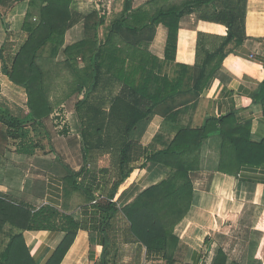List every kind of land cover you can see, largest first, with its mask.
<instances>
[{
  "label": "crops",
  "instance_id": "0c3cea01",
  "mask_svg": "<svg viewBox=\"0 0 264 264\" xmlns=\"http://www.w3.org/2000/svg\"><path fill=\"white\" fill-rule=\"evenodd\" d=\"M104 1L107 5L108 0ZM8 2L4 10L0 7V106L23 118L29 112L26 93L9 79L6 68L12 67L21 48L18 46L26 39L23 21L29 11V0ZM84 14L78 10L82 20ZM179 26L174 61L164 65V71L171 76L176 64H196L199 32L227 34L226 26L203 21L197 13L183 17ZM246 35L242 46L223 60L217 56L210 64L199 96L190 92L180 94L158 105L148 118L139 122L130 138L139 143L136 149L140 154L129 153V161L124 164L125 178L119 149L104 154L97 151L93 159L85 160L77 132L80 124L74 111L77 98L83 94H76L73 106L66 104L69 99L63 101L60 108L43 120V126L35 123L26 126L32 128V154L18 152V142L8 136L7 126L0 122V192L35 208L50 206L81 224L61 264H100L105 255L112 260L109 264H167L163 251L149 252L146 246L133 241L130 222L122 212L107 220L98 204L110 200L121 210L146 189L168 178L171 169L147 157L163 150L181 126L195 129L202 127L207 117L234 114L239 123L250 125L253 141L263 140L264 107L258 91L264 82V0L247 1ZM167 36V28L159 24L148 46L160 60L165 59ZM82 40L81 37L78 41ZM119 89V85L110 86L108 92L99 89L93 99L97 97L102 110L109 111ZM182 107L185 110L176 120L167 119L171 111ZM60 115L63 125L60 127L69 131L62 132V139H50L48 125L57 123ZM38 130L46 140H37ZM75 137L76 144L69 140ZM222 142L219 133L206 138L200 150V169L190 172L193 197L189 212L174 229L179 241L175 264H264V164H242L233 173L222 172ZM143 164L144 167H139ZM114 192L116 197L109 198ZM23 234L38 264L46 262L64 237V232L51 229L25 230ZM6 242L7 238L0 234L2 249Z\"/></svg>",
  "mask_w": 264,
  "mask_h": 264
},
{
  "label": "trees",
  "instance_id": "16d2710c",
  "mask_svg": "<svg viewBox=\"0 0 264 264\" xmlns=\"http://www.w3.org/2000/svg\"><path fill=\"white\" fill-rule=\"evenodd\" d=\"M247 1L150 0L149 3L156 5L155 11L151 12L146 6L148 3L135 7L134 0H124L123 17L111 25L106 24V16H101L96 8H92L83 17L84 40L63 48L76 0H29L26 17H33L30 9L37 6L40 9L39 21L24 23L28 39L20 48L12 67L6 68L9 79L24 89L29 112L20 118L0 106V122L7 126L8 136L18 142L17 151L32 154L31 131L26 126L31 123L43 126V120L51 116L63 101L74 94H83L82 98H77L74 111L80 124L84 158L89 162L97 151L104 154L111 149H119L121 172L125 178L124 164L129 161V153L140 154V150L136 149L139 143L130 138L139 122L148 118L158 105L180 94L190 92L199 96L210 64L217 56L223 60L236 47L243 45L247 38ZM7 5L8 0H0L3 10ZM193 13H197L203 21L223 24L227 27V34L216 36L199 32L196 64H176L171 76L164 71V65L174 61L179 22ZM129 19L133 24L128 23ZM159 24L168 30L163 60L148 50ZM102 27H106L104 38L99 37ZM125 31L128 38L123 35ZM118 36L124 38L122 43L116 40ZM207 36L212 39H207ZM100 40H105L102 46L98 43ZM47 43L52 45L50 55H41L40 50ZM84 47L92 52L88 57L92 67L91 78H82L72 60L75 51L77 58L87 59ZM62 48L63 59H58ZM104 84H107L105 87L120 86L109 111H103L100 104L93 100L94 93L100 87L104 88ZM258 96L264 107V82ZM184 110L182 107L171 111L167 119L176 120ZM64 131L67 133L69 130ZM215 133L223 136L222 172L233 173L242 164H264V138L260 142L253 141L250 125L239 123L234 114L207 117L202 127L177 128L175 136L165 143L163 150L147 157V160L168 166L171 169L168 178L146 189L121 210L116 209L110 200L98 204L106 213L107 220L122 212L130 222L133 241L146 246L149 252L163 251L167 264L176 263L174 256L179 241L174 229L191 207L193 184L190 172L200 169L203 141ZM139 167H144V164ZM120 182L115 186L116 191ZM113 197H116L115 192L109 196ZM80 226L73 216L55 208H35L0 192V234L7 238L5 247L0 250V264H38L30 254L23 232L44 229L64 232V237L44 263L61 264ZM107 258L106 255L102 257L100 264L112 263Z\"/></svg>",
  "mask_w": 264,
  "mask_h": 264
},
{
  "label": "rangeland",
  "instance_id": "374dc122",
  "mask_svg": "<svg viewBox=\"0 0 264 264\" xmlns=\"http://www.w3.org/2000/svg\"><path fill=\"white\" fill-rule=\"evenodd\" d=\"M149 1L150 0H134V6L146 5L148 3L146 6L150 9L151 12H154L155 8H156V5L149 3ZM174 1L175 2H181L183 0H174ZM123 3H124V0H108L107 1V5H106V2L104 0L103 1L102 0H79V1H76L75 5H74V10H77V11L75 12L73 10L74 18H73V20L70 21V23L73 24V22H74V24L73 25L71 24L69 26V28L67 29V31H66L63 48H65L66 46H71L73 44H77V43L81 42V41H78L81 37L84 40V32H83V22L84 21L82 20L81 15H78V10L87 13L92 8H96L101 16H106V20H105L106 24L107 25H111L118 18H122L123 17V13H124V11H123ZM30 11H31V14L33 15V17L32 16H29V17L27 16L26 17L27 14H25V18H24V21H23V26H24V23H26L27 21L29 23H34V24L37 23V21H39V11H40V9L36 6L33 9L31 8ZM80 23H82V24H80ZM128 23L133 24L132 20H130V19H129ZM76 24H80L79 25L80 27H77ZM78 28H80L79 32H78ZM105 28L106 27H102L100 29V36L99 37L104 38V29ZM25 32H26V35H27L26 39L24 38L22 40V43H20L21 45L19 44L18 47H22L26 43V41L28 39V35L29 34H28V32L26 30H25ZM123 35H124L125 38H128L127 37L128 35H127L126 31H125V33ZM116 40H119L122 43L124 38L121 37V36H118V37H116ZM91 43H93V42H91ZM91 43H90V46H91ZM98 43H99L100 46H102L105 43V40H100V42H98ZM45 46L46 47H44L43 49L40 50V54L48 56V55H50V52L52 50V48H51L52 45L50 43H47ZM63 48L60 51L61 55L59 54L58 59H63V56H64L63 55L64 54L63 53ZM84 50H85L87 59H84V58L82 59V58H79V57L77 58L76 55H78V53H76V51H75L74 55L72 57V60H73L74 65L77 68L78 74L82 78H91V76H92V67H91L90 60L88 59V57H89V54L91 55L92 52H91V50L88 47H86V48L84 47ZM19 51H20V49H18L17 54L19 53ZM17 54H16V56H17ZM107 68H108V66H107ZM69 79H70V76H69ZM87 80H89V79H87ZM109 81H112V80H109ZM106 85L107 84L102 85V86H104V88L100 87V89L102 88L101 90H103V92H108L106 90H108L110 88V86L105 87ZM76 97H77L76 94H74V96L72 95L69 98V100H67L66 104H69L70 106H73L74 98H76ZM93 100H94L95 103H98L97 97L94 98ZM104 101H105V106H106L108 104L109 100L107 99V100H104ZM61 116L62 115L58 116L57 123H55V121H54V123L51 122L48 125L49 134L51 135V138L49 137L50 139H55V140L56 139H62L61 138L62 137V132L64 130H63V127H60V125H62L61 124ZM55 118H56V115H55ZM30 131L32 133V128L30 129ZM77 132H79V130H77ZM31 133H30V135L32 136ZM41 133H42L41 130H38L37 132H35V134H36L35 137L37 138V140L38 141L46 140V137L44 136V133H42V134ZM67 139H69V138H67ZM69 140L71 142H73L74 144H76L78 142V138H76V137L75 138H70ZM71 154H73V153L70 152V155ZM1 249H2V246L0 247V250Z\"/></svg>",
  "mask_w": 264,
  "mask_h": 264
}]
</instances>
